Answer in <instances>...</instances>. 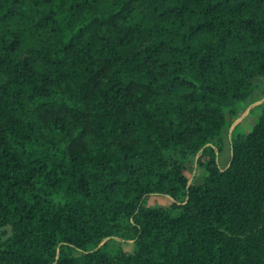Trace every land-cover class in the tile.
Wrapping results in <instances>:
<instances>
[{
	"label": "trees",
	"instance_id": "trees-1",
	"mask_svg": "<svg viewBox=\"0 0 264 264\" xmlns=\"http://www.w3.org/2000/svg\"><path fill=\"white\" fill-rule=\"evenodd\" d=\"M260 82L264 0H0V264H264Z\"/></svg>",
	"mask_w": 264,
	"mask_h": 264
},
{
	"label": "crops",
	"instance_id": "crops-1",
	"mask_svg": "<svg viewBox=\"0 0 264 264\" xmlns=\"http://www.w3.org/2000/svg\"><path fill=\"white\" fill-rule=\"evenodd\" d=\"M264 103V82L257 83L254 89L246 94L241 102L236 105L237 115L229 126L224 129L220 138L216 139L222 145V151L218 156V164L221 170L226 169L231 161L232 145L231 142L236 136H243L250 133L256 125L261 115ZM200 180L195 182L198 185L206 175L204 168L198 170ZM190 183V181H189ZM193 184V183H192ZM165 202L169 205L173 200L165 196Z\"/></svg>",
	"mask_w": 264,
	"mask_h": 264
},
{
	"label": "rangeland",
	"instance_id": "rangeland-1",
	"mask_svg": "<svg viewBox=\"0 0 264 264\" xmlns=\"http://www.w3.org/2000/svg\"><path fill=\"white\" fill-rule=\"evenodd\" d=\"M234 119L231 118V116H228V121L229 124L230 122H232ZM228 124V126H229ZM197 157L198 156H187V157H181L180 160L181 162L185 165L186 169H187V174L188 177L190 179V183L189 184H194L195 182H197L198 180H200V174L198 172L199 168L196 161H197ZM163 195H150L148 197L145 198L143 205L146 207H150V208H167L169 207L173 202L169 203L165 202L163 199ZM121 244L120 247L123 249L124 252L130 254L133 253L135 250V246L133 244L132 241H122V240H118ZM119 248L118 246H116V249Z\"/></svg>",
	"mask_w": 264,
	"mask_h": 264
}]
</instances>
